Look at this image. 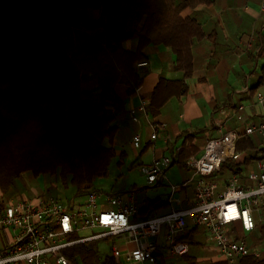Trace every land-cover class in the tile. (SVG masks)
Returning <instances> with one entry per match:
<instances>
[{
  "label": "trees",
  "instance_id": "trees-1",
  "mask_svg": "<svg viewBox=\"0 0 264 264\" xmlns=\"http://www.w3.org/2000/svg\"><path fill=\"white\" fill-rule=\"evenodd\" d=\"M209 2L0 0V190L11 192L29 173L46 180V192L36 198H72L98 189L97 180L113 168L119 171L127 154L120 150L123 135L116 119L123 101L115 86L121 83L129 96H135L144 76L138 64L149 60L145 48H170L173 68L183 78L161 76L144 96L152 121L161 122L165 106L188 92L186 80L195 69L193 46L206 38L202 24L193 16L182 17L181 11ZM127 41L133 45L124 46ZM245 61L250 71L241 77L248 92L233 96L230 88L222 103L227 108L238 106L264 84V35H256ZM233 119L228 128L240 124ZM148 145L141 147L140 155ZM262 145L260 135L237 143V149L248 154L246 169L264 153ZM197 151L196 142L182 145L172 165L186 167L187 158ZM242 170V162L229 160L216 179ZM137 201L142 216L168 206L167 199L159 197ZM199 230L195 226L178 240L186 241L189 250H201L202 243L193 236ZM249 238L251 244L264 246V222H257ZM65 253L70 264H115L108 255L101 259L89 242ZM183 256L191 264H229L221 258L197 261V255L188 252ZM234 264H264V250Z\"/></svg>",
  "mask_w": 264,
  "mask_h": 264
},
{
  "label": "built area",
  "instance_id": "built-area-1",
  "mask_svg": "<svg viewBox=\"0 0 264 264\" xmlns=\"http://www.w3.org/2000/svg\"><path fill=\"white\" fill-rule=\"evenodd\" d=\"M258 11L264 14V0H259ZM145 64L139 63L138 67ZM262 87L254 101L261 107L258 121L245 118L244 103L228 108V112L225 109L227 119L235 118L239 126L207 139L200 155L187 158L191 175L181 183L170 184L167 213L139 217L133 189H96L68 200L7 199L0 193V231L6 238V245L0 250V264H70L67 248L97 239L110 243L115 264H120L123 257L138 263H155L153 253L158 249L156 238L161 231L166 252L180 258L189 251V244L178 240L188 224L202 227L218 257L229 264L241 257L260 256V247L249 243L239 232L251 233L257 222H264V154L252 159L255 169L247 170L243 176L232 173L218 180L216 174L224 162L248 159L247 153L237 149L242 138L258 134L264 146V84ZM147 104L146 99H141L138 108L128 110L132 121L140 122L138 109L148 117ZM165 128L163 122L150 121V140H155ZM131 146L141 149L139 131L131 136ZM172 163L173 155L168 153L140 164L138 169L147 185L152 186ZM184 188L192 189L193 194V201L186 207L176 195ZM82 230L97 232L80 237Z\"/></svg>",
  "mask_w": 264,
  "mask_h": 264
},
{
  "label": "crops",
  "instance_id": "crops-1",
  "mask_svg": "<svg viewBox=\"0 0 264 264\" xmlns=\"http://www.w3.org/2000/svg\"><path fill=\"white\" fill-rule=\"evenodd\" d=\"M258 10L259 0H211L209 3H201L194 7L189 6L181 11L182 17L193 16L202 24L201 27L206 38L196 42L193 46L195 69L191 77L186 80L188 92L181 97L179 102L173 100L165 106L159 120L166 124V128L159 132L155 140L149 138L151 132L150 121H152L150 113H148V117L142 116L141 110L138 109L140 122L137 123L129 117L128 110L131 107L138 108L140 100L145 99L144 96L153 89L161 76L171 80L183 78V73L173 68L174 53L162 44L148 45L145 52L149 60L147 64L140 67L144 72V76L135 96H129L126 93L125 85L119 83L115 86L117 95L123 101V108L118 111L116 119V123L121 128L120 133L123 135L120 150L126 146L130 150H134L135 153L140 152V150H135L131 146V136L137 131L141 134L142 147L147 143L149 144V148L144 153L150 152V157L148 161L138 163V167L142 163H149L155 157L168 153L173 154L174 159V154L176 155L182 145H187L190 142L198 144V151L195 153L198 156L202 153L204 146L202 141L218 136L226 129L239 126V124H236L228 128V125L234 119H227L225 109H227L226 112L229 109L223 106L222 103L227 95L226 92L230 88L234 90L232 92L233 96L244 92V90L248 92L249 85L243 84L241 74L247 75L250 71V67L245 60L256 35H264V14L259 13ZM132 45L133 42L131 41L124 43L126 47ZM262 61L263 59L259 62ZM262 86L258 88L254 95L241 101L246 105L244 114L247 120L258 121L259 119L261 107L254 101L256 95L263 91ZM146 101L148 103L147 99ZM125 152L127 156L123 164L130 162L128 153L126 150ZM172 164L164 175L159 178V184L167 177L168 173H170L171 180H173V183L171 182L169 185L181 183L190 177L191 171L187 167H185L187 171L184 173V167ZM247 166V169L245 166L239 172L240 175L243 176L247 170L255 169L253 162L248 163ZM108 191L118 190L110 189ZM176 195L180 198L183 207L190 205L193 201L192 189L190 188L179 190ZM169 210L168 205L154 212H156V215H160L167 213ZM139 217L148 216L140 215ZM193 227L195 226L188 224L184 233ZM193 236L195 240L202 243V251L190 248L188 251L190 256L197 255V261L219 258L217 251L210 253L209 249L213 244L203 228ZM156 241L159 263L157 261L155 263H138L123 257L120 259V264H191L184 256L176 258L166 252L164 231L158 234ZM5 245L6 238L3 232L0 231V250ZM108 256L111 257L110 254Z\"/></svg>",
  "mask_w": 264,
  "mask_h": 264
},
{
  "label": "rangeland",
  "instance_id": "rangeland-1",
  "mask_svg": "<svg viewBox=\"0 0 264 264\" xmlns=\"http://www.w3.org/2000/svg\"><path fill=\"white\" fill-rule=\"evenodd\" d=\"M85 86L90 88L89 85H85ZM124 149L128 153L130 162L127 164H123L119 171L113 168L110 174L106 178L98 179L96 182L98 188L103 191H108L110 189L125 191L133 187L136 189L135 194H136V199L138 200L145 198L155 199L157 197L161 199L167 198L168 197L167 195H169L168 193H170L169 183L171 182L173 183V180H171L170 173L167 174V177H165L164 180L158 186L157 185L148 186L145 177L140 173L137 164L140 163L141 161H148V158L150 157V152L144 153L143 155L139 156L140 155L139 152L135 153L134 150H130L126 146L124 147ZM259 155L261 156L262 153ZM245 166L246 164L242 162V167L244 168ZM186 171L187 170L184 167L183 172L186 173ZM121 174L122 176L118 178V176ZM45 192H46V180L44 176L40 175L34 177L29 173L23 174L18 179L17 185L11 190V192H3L2 190H0L2 196L7 199H11V198L19 199L20 197L36 198L37 196H41V194L44 195ZM57 197L62 200L70 199V197H64V195L61 196L59 195ZM154 215H156V212L150 211L147 216L150 217ZM96 232L97 230H82L79 232L78 235L82 237V236L94 234ZM239 234L242 237H244L249 243H251L249 238V233L239 232ZM89 244L97 250L99 257L101 259H103L105 256L110 254L111 245L109 242L103 239L90 241ZM258 246L260 247L261 251L264 250L263 244H258ZM210 248H211L209 249L210 253H215L216 250L214 249V246Z\"/></svg>",
  "mask_w": 264,
  "mask_h": 264
},
{
  "label": "water",
  "instance_id": "water-1",
  "mask_svg": "<svg viewBox=\"0 0 264 264\" xmlns=\"http://www.w3.org/2000/svg\"><path fill=\"white\" fill-rule=\"evenodd\" d=\"M153 255L156 257V261H157V263H159L160 260H159V258H158V251H155V252L153 253Z\"/></svg>",
  "mask_w": 264,
  "mask_h": 264
}]
</instances>
